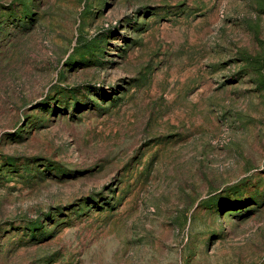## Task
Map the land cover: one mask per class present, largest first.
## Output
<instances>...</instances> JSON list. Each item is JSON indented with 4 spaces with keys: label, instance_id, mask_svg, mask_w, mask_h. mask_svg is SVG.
I'll list each match as a JSON object with an SVG mask.
<instances>
[{
    "label": "rangeland",
    "instance_id": "obj_1",
    "mask_svg": "<svg viewBox=\"0 0 264 264\" xmlns=\"http://www.w3.org/2000/svg\"><path fill=\"white\" fill-rule=\"evenodd\" d=\"M0 264H264V0H0Z\"/></svg>",
    "mask_w": 264,
    "mask_h": 264
}]
</instances>
